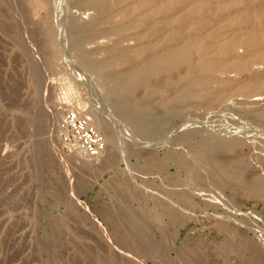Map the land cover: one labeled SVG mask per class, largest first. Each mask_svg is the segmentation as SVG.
<instances>
[{
  "label": "rangeland",
  "instance_id": "374dc122",
  "mask_svg": "<svg viewBox=\"0 0 264 264\" xmlns=\"http://www.w3.org/2000/svg\"><path fill=\"white\" fill-rule=\"evenodd\" d=\"M262 45L264 0H0V264H264Z\"/></svg>",
  "mask_w": 264,
  "mask_h": 264
},
{
  "label": "bare ground",
  "instance_id": "6f19581e",
  "mask_svg": "<svg viewBox=\"0 0 264 264\" xmlns=\"http://www.w3.org/2000/svg\"><path fill=\"white\" fill-rule=\"evenodd\" d=\"M193 1V0H192ZM159 3V2H158ZM202 3V2H201ZM141 4V3H140ZM180 4V3H179ZM153 5V4H152ZM157 5V4H156ZM144 6V5H143ZM154 6V5H153ZM186 7H187V5H186ZM108 8H109V6H108ZM103 9H104V7H103ZM103 9L101 10V11H103ZM181 9V8H180ZM188 9V8H187ZM197 9V8H196ZM147 10V9H146ZM177 10V9H176ZM193 10V9H192ZM195 10V9H194ZM159 11V10H158ZM179 12V11H178ZM257 14V13H256ZM150 15V14H149ZM195 15V14H194ZM146 16V15H145ZM191 16V15H190ZM200 17V16H199ZM178 18V17H177ZM203 18V17H202ZM251 18V17H250ZM198 20V19H197ZM205 20V19H204ZM145 21V20H144ZM153 21V20H152ZM184 21V20H183ZM187 22V21H186ZM192 23V22H191ZM201 23V22H200ZM151 24V23H150ZM199 24V23H198ZM244 24V23H243ZM254 26V25H253ZM200 27V26H199ZM245 27V26H244ZM251 27V26H250ZM196 28V27H195ZM225 28V27H224ZM252 28V27H251ZM181 29V28H180ZM230 29V28H229ZM248 29H249V27H248ZM214 30V29H213ZM225 31V30H224ZM178 32V31H177ZM204 32V31H203ZM211 32V31H210ZM228 32V31H227ZM240 32H246V31H240ZM169 33V32H168ZM225 33V32H224ZM238 33V32H237ZM178 34V33H177ZM198 34V33H197ZM226 34V33H225ZM228 34V33H227ZM226 34V35H227ZM163 35V34H162ZM161 35V36H162ZM214 35V34H213ZM239 34H237L236 35V37L238 36ZM167 36V35H166ZM170 36V35H169ZM193 36H195V35H193ZM211 36V35H210ZM229 37H230V35H228ZM219 38V37H218ZM234 38V37H233ZM201 39V38H200ZM199 40V39H198ZM190 41V40H189ZM228 41V40H227ZM262 41V40H261ZM53 42V41H52ZM161 42V41H160ZM202 42V41H201ZM220 42V41H219ZM252 42V41H251ZM166 43V42H165ZM181 43V42H180ZM213 43V42H212ZM167 44V43H166ZM204 44V43H203ZM202 44V45H203ZM163 45V44H162ZM195 45V44H194ZM225 45V44H224ZM228 45V44H227ZM205 46V45H204ZM211 45H209V46H205V47H203V48H201L199 51H201L202 53H205V52H207V51H211V50H213V46H211ZM217 46V45H216ZM263 46V45H262ZM144 47V46H143ZM197 47V46H196ZM231 47V46H230ZM243 47V46H242ZM258 47V46H257ZM264 47V46H263ZM222 49H224V47H221ZM141 49V48H140ZM262 49V48H261ZM232 50V49H231ZM246 51V50H245ZM192 52H193V49H192ZM138 53V52H137ZM136 53V54H137ZM160 53V52H159ZM115 54V53H114ZM229 54V53H228ZM227 54V55H228ZM234 54V53H233ZM250 54H252V53H250ZM146 55V54H145ZM148 55V54H147ZM216 55V54H215ZM235 55V54H234ZM253 55V54H252ZM256 55V54H255ZM152 56V55H151ZM258 57H260V56H258ZM126 58V57H125ZM189 58H190V49L189 48H187V47H182V48H178V49H171V50H168L166 53H164V54H157L152 60H150L145 66H141L142 68H140L139 70H137L135 73H133V74H131V75H128V76H125L124 77V79L126 80L125 82H123L122 81V83L120 82H118L117 84L118 85H116L115 86V84H114V86H115V88H114V94L115 95H118V97L119 96H121V94L122 93H124V91L125 90H130V89H134V86H135V84H137L140 80L142 81V80H145V79H150L149 77H150V75L152 74V72L153 71H155V70H159V69H162V71H165V70H163V69H168V68H170V67H172L174 64H178V63H182V62H187V63H189L190 61H189ZM200 58V57H199ZM254 58V57H253ZM107 59V58H106ZM150 59V58H149ZM211 59V58H210ZM213 59V58H212ZM143 60H145V59H143ZM200 60V59H199ZM198 61V60H197ZM258 61V60H257ZM113 62V61H112ZM234 62V61H233ZM255 62V61H254ZM263 62V61H262ZM141 63V62H140ZM191 63V62H190ZM195 64V63H194ZM237 64V63H236ZM239 64V63H238ZM142 65V64H141ZM197 65V64H196ZM92 66V65H91ZM138 66V65H137ZM185 66H186V64H185ZM189 67V66H188ZM199 67L201 68V67H207V69L208 68H210L209 67V65L205 62V61H200L199 62ZM212 67V66H211ZM133 69V68H132ZM191 69H193L192 67H191ZM202 69V68H201ZM204 69V68H203ZM173 70V69H172ZM216 70V69H215ZM160 72V71H159ZM166 72V71H165ZM114 73V72H113ZM130 73H132V72H130ZM154 73V72H153ZM158 73V72H157ZM157 73H155V74H157ZM163 73V72H162ZM171 73V72H170ZM164 74V73H163ZM112 75V74H111ZM117 75H118V73H117ZM116 75V76H117ZM167 75V74H166ZM188 76V75H187ZM186 78V77H185ZM127 79H129V80H131V79H133L134 81H132V82H129L130 83V85H127L128 84V82H127ZM136 80V81H135ZM151 81V80H150ZM188 81V80H187ZM184 82V81H183ZM194 82V81H193ZM116 83V82H115ZM127 83V84H126ZM184 83H186V82H184ZM184 85V84H183ZM187 89V88H186ZM193 89V88H192ZM196 90V89H195ZM110 91V90H109ZM185 91V90H184ZM108 92V91H107ZM131 92V91H130ZM127 93V92H126ZM190 93H192V90L191 89H187V91L186 92H184V93H180L181 95H179V97L178 98H182V97H184V95L185 94H190ZM108 94V93H107ZM194 95V94H193ZM109 96V95H108ZM130 96V95H129ZM194 97V96H193ZM120 99H121V97H119ZM195 98V97H194ZM122 100V99H121ZM127 100V99H126ZM123 101H125L124 99H123ZM185 101V100H184ZM122 102V101H121ZM118 106H120V105H118ZM144 106V105H143ZM117 107V106H116ZM123 106H120V108H122ZM128 109V108H127ZM139 109H141V108H139ZM126 111H128V110H126ZM127 115V114H126ZM126 119H127V117H126ZM129 119V118H128ZM103 122V121H102ZM133 124V123H132ZM112 137V136H111ZM112 140V139H111ZM154 146V145H153ZM260 182V181H259ZM264 182H262L261 184H263ZM253 184V183H252ZM256 184V183H255ZM258 184V183H257ZM257 186V185H256ZM258 186H259V184H258ZM264 186V185H263ZM255 187V185L252 187V188H254ZM260 187V186H259ZM260 188H262V186L260 187ZM254 189H257V187H255ZM259 189V188H258Z\"/></svg>",
  "mask_w": 264,
  "mask_h": 264
},
{
  "label": "built area",
  "instance_id": "2783aa9c",
  "mask_svg": "<svg viewBox=\"0 0 264 264\" xmlns=\"http://www.w3.org/2000/svg\"><path fill=\"white\" fill-rule=\"evenodd\" d=\"M62 147L78 158H95L100 151V140L87 118L77 111L62 114L58 129Z\"/></svg>",
  "mask_w": 264,
  "mask_h": 264
}]
</instances>
